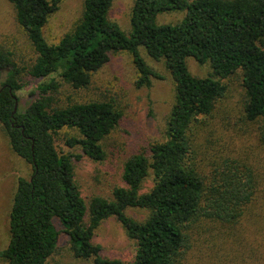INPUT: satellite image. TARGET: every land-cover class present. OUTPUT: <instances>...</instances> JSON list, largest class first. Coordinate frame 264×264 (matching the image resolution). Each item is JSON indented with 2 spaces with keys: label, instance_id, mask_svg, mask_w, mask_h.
<instances>
[{
  "label": "trees",
  "instance_id": "16d2710c",
  "mask_svg": "<svg viewBox=\"0 0 264 264\" xmlns=\"http://www.w3.org/2000/svg\"><path fill=\"white\" fill-rule=\"evenodd\" d=\"M9 1L36 57L20 66L13 52L0 48V122L12 150L33 172L18 179L10 242L0 258L7 264H47L64 232L75 256L93 264H185L203 236L210 238L202 242L207 254L218 256L212 264H264V162L219 150L203 163L206 145L197 140L203 128H196L207 126L225 98L223 80L237 75L244 91L241 117L264 148V0H135L130 33L109 18L114 0H84L75 28L56 44L46 40L43 29L64 0ZM170 12L184 17L175 24L157 23L159 14ZM142 47L164 61L176 84L165 140L127 159L126 187H116L112 199L95 196L87 206L75 179V160L82 155L59 152L56 137L63 128L77 130L80 135L67 138V145L103 161L102 141L117 128L122 112L106 100L65 104L59 91L63 84L87 87L118 52L132 56L137 86H149L161 76L142 56ZM188 58L209 63L212 72L192 75ZM25 88H33L34 100L21 110L18 92ZM151 174L152 189L141 192ZM129 208L150 215L139 221ZM110 217L136 242L131 262L104 256L93 242Z\"/></svg>",
  "mask_w": 264,
  "mask_h": 264
},
{
  "label": "rangeland",
  "instance_id": "374dc122",
  "mask_svg": "<svg viewBox=\"0 0 264 264\" xmlns=\"http://www.w3.org/2000/svg\"><path fill=\"white\" fill-rule=\"evenodd\" d=\"M135 0H114L109 18L118 23L125 33L131 32V13ZM84 0H64L58 11L53 13L43 32L51 44L58 43L71 32L80 20ZM184 17L183 12L163 13L157 16L158 24H175ZM0 48L14 53L20 66H27L36 57L26 32L16 20L15 10L9 0H0ZM148 65L161 76L153 78L149 86H137L139 71L128 52L111 54L107 64L97 71L91 83L81 89H74L63 84L60 98L63 103L111 101L122 112L117 128L103 141L106 157L103 161H95L83 155L79 146L67 145V138L79 136L75 129L63 128L56 137L59 152L82 155L75 160V179L87 206L95 196L113 198L116 187H126L123 180L124 164L128 158L138 153H146L151 144L165 140L167 117L174 105L176 84L163 60L150 57L145 48L140 49ZM192 75L206 77L212 72L209 63L200 64L194 58L187 59ZM227 87L225 98L219 101L213 115L206 120L197 140L206 146L202 148L200 159L210 162L219 150L232 158H261L264 162V148L259 147L253 130L245 126L241 117L244 104V91L239 76L223 80ZM33 88H25L18 92V107L26 109L34 100ZM212 132L211 142L206 138ZM264 170V169H263ZM33 169L31 164L19 157L11 148L10 140L0 122V250L10 242V211L17 190L19 177L30 178ZM154 184L152 174L145 180L141 192H148ZM127 213L139 221H144L150 211L142 208H129ZM89 219V211L86 220ZM60 229V225L57 222ZM203 236L199 245L187 255L185 264H212L218 256L206 252ZM216 238H214L215 240ZM69 236L62 232L54 254L47 264H93L92 259L75 256L71 249ZM93 242L102 247L103 255L111 259L125 262L134 260L136 242L129 238L122 224L115 218L105 220L95 231ZM213 253H216L213 251ZM0 264H7L0 258Z\"/></svg>",
  "mask_w": 264,
  "mask_h": 264
}]
</instances>
